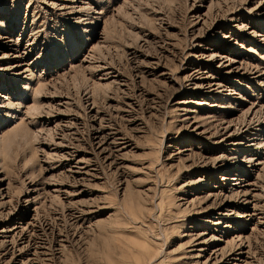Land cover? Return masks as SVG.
I'll return each instance as SVG.
<instances>
[{
  "label": "rangeland",
  "instance_id": "rangeland-1",
  "mask_svg": "<svg viewBox=\"0 0 264 264\" xmlns=\"http://www.w3.org/2000/svg\"><path fill=\"white\" fill-rule=\"evenodd\" d=\"M0 264H264V0H0Z\"/></svg>",
  "mask_w": 264,
  "mask_h": 264
},
{
  "label": "bare ground",
  "instance_id": "bare-ground-1",
  "mask_svg": "<svg viewBox=\"0 0 264 264\" xmlns=\"http://www.w3.org/2000/svg\"><path fill=\"white\" fill-rule=\"evenodd\" d=\"M231 179V178H230ZM224 260V259H223ZM223 262V261H222Z\"/></svg>",
  "mask_w": 264,
  "mask_h": 264
}]
</instances>
